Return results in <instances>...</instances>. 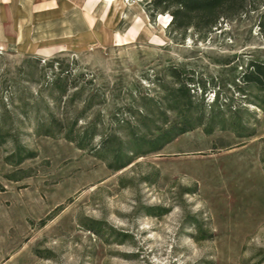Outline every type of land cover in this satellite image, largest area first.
Segmentation results:
<instances>
[{
    "label": "rangeland",
    "instance_id": "374dc122",
    "mask_svg": "<svg viewBox=\"0 0 264 264\" xmlns=\"http://www.w3.org/2000/svg\"><path fill=\"white\" fill-rule=\"evenodd\" d=\"M147 2L46 0L55 13L0 29V113L37 151L13 166L4 160L12 142L0 146V264H264V109L232 82L249 60L264 61V4L221 21L205 39L189 31L175 42L169 19L151 20ZM169 67L183 81L194 77L191 117L215 111L225 126L196 127L111 168L127 121L150 112L157 123L178 120L157 110L179 85ZM62 72L75 94L52 101L48 82ZM47 107L63 123L81 112L76 129H96L94 148L34 134ZM109 135L117 139L105 148ZM17 169L29 176L9 179ZM157 208L160 216L150 214ZM93 221L102 223L98 232L88 228Z\"/></svg>",
    "mask_w": 264,
    "mask_h": 264
},
{
    "label": "trees",
    "instance_id": "16d2710c",
    "mask_svg": "<svg viewBox=\"0 0 264 264\" xmlns=\"http://www.w3.org/2000/svg\"><path fill=\"white\" fill-rule=\"evenodd\" d=\"M264 4V0H148L145 4V12L151 20H154L156 15L166 16L170 20L166 26V35L175 42H182L188 35L189 31L199 39H205L215 28L218 27L221 21L234 20L246 10H258ZM258 28L264 35V11L258 18ZM169 75L174 78L179 85L175 88L167 90L168 103L165 109L160 110L161 114L174 112L178 116V120L169 123L165 117L161 123L155 122L153 114H137L133 125L126 122L128 126L127 141H121L118 145L110 149L113 152L115 165L111 168L118 170L129 165L134 158L143 156L150 152L161 150L166 144L172 142L179 135L202 126L206 133H211L214 126L218 123L222 127L225 126L224 118L221 121H216L217 114L215 111L205 115L204 111L197 117H191L192 93L188 85L194 79L189 77L185 81L180 79V72L175 67L168 68ZM80 76H83L82 74ZM70 72L58 73L54 75L48 82L49 94L52 101L60 100L62 97H72L75 93L69 94V87L75 86L70 81ZM233 84L241 94L248 96L252 94V99H247V102L264 109V61L249 60L245 63V67L233 81ZM240 84H239V83ZM205 90V87H203ZM57 94L55 96L54 94ZM94 97H92L93 99ZM152 102L153 98L147 99ZM102 101H97L101 103ZM154 102V101H153ZM69 102H67L68 105ZM89 103L88 106L97 104ZM87 106V107H88ZM185 106L186 108H183ZM23 104L21 108H25ZM46 119H36L33 127V132L36 135H44L50 137L63 136L65 139L74 142L80 149H93L92 140L96 134V129L88 130L87 128L79 132L76 129L78 121L82 113H77L71 121L63 123V121L55 114L53 110L47 107ZM10 115L5 110L0 113V146L11 141L13 147L11 151L4 157L6 163L18 166L26 159L37 156V151L31 149L18 141L16 130ZM8 120L9 126H8ZM12 121V122H11ZM147 121H151L150 124ZM144 126L146 131L140 132L138 128ZM244 125L240 124V128ZM253 131L240 133L238 136L250 137L253 136ZM117 139L116 135H109L101 139V145L109 147L111 142ZM109 150V148H108ZM21 175H10L11 180H20L25 176H29V170L17 169ZM154 216H160L163 210L160 208L155 211H149ZM102 227L99 221H93V225L89 226V230L98 232Z\"/></svg>",
    "mask_w": 264,
    "mask_h": 264
},
{
    "label": "crops",
    "instance_id": "0c3cea01",
    "mask_svg": "<svg viewBox=\"0 0 264 264\" xmlns=\"http://www.w3.org/2000/svg\"><path fill=\"white\" fill-rule=\"evenodd\" d=\"M45 4L46 0H0V29L26 27L24 20L37 21L43 19L46 12H56V7Z\"/></svg>",
    "mask_w": 264,
    "mask_h": 264
},
{
    "label": "water",
    "instance_id": "95a60500",
    "mask_svg": "<svg viewBox=\"0 0 264 264\" xmlns=\"http://www.w3.org/2000/svg\"><path fill=\"white\" fill-rule=\"evenodd\" d=\"M169 20H170V17H169Z\"/></svg>",
    "mask_w": 264,
    "mask_h": 264
}]
</instances>
